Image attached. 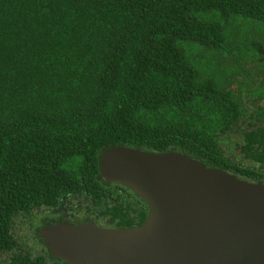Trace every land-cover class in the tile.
Segmentation results:
<instances>
[{
	"label": "trees",
	"instance_id": "obj_1",
	"mask_svg": "<svg viewBox=\"0 0 264 264\" xmlns=\"http://www.w3.org/2000/svg\"><path fill=\"white\" fill-rule=\"evenodd\" d=\"M252 73H264V0H0V264H48L41 216L69 200L81 223L146 220L145 201L101 176L112 147L264 183Z\"/></svg>",
	"mask_w": 264,
	"mask_h": 264
},
{
	"label": "water",
	"instance_id": "obj_2",
	"mask_svg": "<svg viewBox=\"0 0 264 264\" xmlns=\"http://www.w3.org/2000/svg\"><path fill=\"white\" fill-rule=\"evenodd\" d=\"M105 182L146 202L133 228L93 221L46 225L40 237L68 264H264V183L250 182L179 152L112 147L100 158Z\"/></svg>",
	"mask_w": 264,
	"mask_h": 264
},
{
	"label": "flooded vegetation",
	"instance_id": "obj_3",
	"mask_svg": "<svg viewBox=\"0 0 264 264\" xmlns=\"http://www.w3.org/2000/svg\"><path fill=\"white\" fill-rule=\"evenodd\" d=\"M69 203H64L62 204L60 207H58L57 209H48V211H45V216H41V221L43 222H50V223H54L56 220H61V222H67V223H71L73 225H77V224H80V214L79 212L74 208H77V205H79V200H76L74 202H71L70 200L68 201ZM71 202V203H70ZM74 203V204H73ZM59 208L60 211H63L64 214L62 215V213L60 211H56L58 210ZM87 215L88 217H86V220L89 221H93L96 225L100 226V227H104V228H112V227H105L104 225H99L95 222V220L91 219V214L89 212H87ZM35 216V215H34ZM95 218H97L96 216H94ZM32 219V217H31ZM41 221H37L38 224H40ZM80 222V223H79ZM87 223V222H86ZM81 224H84V223H81ZM31 233V232H29ZM28 233V234H29ZM28 242L30 244H32L36 238L35 237H25ZM40 244V243H39ZM43 251V250H42ZM53 258V257H52ZM48 264H68L66 263L65 261L63 260H60V259H56V258H53L52 260H49L48 259Z\"/></svg>",
	"mask_w": 264,
	"mask_h": 264
},
{
	"label": "rangeland",
	"instance_id": "obj_4",
	"mask_svg": "<svg viewBox=\"0 0 264 264\" xmlns=\"http://www.w3.org/2000/svg\"><path fill=\"white\" fill-rule=\"evenodd\" d=\"M251 67H253V66H251ZM254 70H259V69H257L256 67L255 68H253ZM238 75V74H237ZM263 76H264V73L262 74ZM262 75L260 74V73H252L251 74V77L254 79V83H255V87L254 88H256V86H257V84H261V80H262ZM239 76V75H238ZM237 76V77H238ZM240 77V76H239ZM235 88V85H231V89H234ZM250 97H252V96H250ZM252 99H253V97H252ZM60 209L61 208H59L58 210H56V211H60ZM61 213H62V215L64 214V212L63 211H60ZM45 215H47V214H45V211L42 213V216H45ZM58 223L60 222V220H56ZM55 221V222H56ZM55 222L54 223H49L48 225H56L55 224ZM64 222V221H63ZM69 224H71V223H69ZM41 226L35 221V219H31V220H29V226H28V229L26 230V232L25 233H27V232H31V233H29L28 234V236H31V237H33V234L35 233V231L36 230H39V228H40ZM26 239V238H25ZM27 241V240H26ZM39 242L40 241H38L37 239L32 243V244H30L32 247H38L39 248V246H41L40 244H39ZM27 243H28V241H27ZM29 244V243H28Z\"/></svg>",
	"mask_w": 264,
	"mask_h": 264
}]
</instances>
